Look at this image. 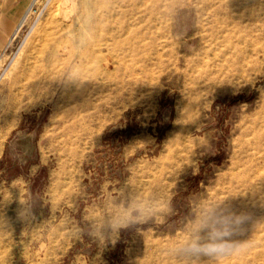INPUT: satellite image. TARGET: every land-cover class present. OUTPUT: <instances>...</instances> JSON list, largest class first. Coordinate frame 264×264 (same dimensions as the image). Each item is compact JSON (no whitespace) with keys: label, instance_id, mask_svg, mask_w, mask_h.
I'll use <instances>...</instances> for the list:
<instances>
[{"label":"rangeland","instance_id":"374dc122","mask_svg":"<svg viewBox=\"0 0 264 264\" xmlns=\"http://www.w3.org/2000/svg\"><path fill=\"white\" fill-rule=\"evenodd\" d=\"M26 11L0 48V264H264V0Z\"/></svg>","mask_w":264,"mask_h":264},{"label":"crops","instance_id":"0c3cea01","mask_svg":"<svg viewBox=\"0 0 264 264\" xmlns=\"http://www.w3.org/2000/svg\"><path fill=\"white\" fill-rule=\"evenodd\" d=\"M30 5V0H0V48L8 44L10 36Z\"/></svg>","mask_w":264,"mask_h":264},{"label":"bare ground","instance_id":"6f19581e","mask_svg":"<svg viewBox=\"0 0 264 264\" xmlns=\"http://www.w3.org/2000/svg\"><path fill=\"white\" fill-rule=\"evenodd\" d=\"M257 0H252V2H256ZM153 3H155V0H152V6H153ZM98 8V7H97ZM228 13H231L228 12ZM214 18H215V22H216V26L212 29V32L210 33L211 36H215L216 34H219L220 32H223L227 26L231 23H235L236 19H241L242 18V15L238 14L237 12H235L234 14H227V15H224V18L222 17H219L217 14H213ZM24 19V18H23ZM219 24V26L217 25ZM22 25V24H21ZM233 30V28L231 29Z\"/></svg>","mask_w":264,"mask_h":264},{"label":"built area","instance_id":"2783aa9c","mask_svg":"<svg viewBox=\"0 0 264 264\" xmlns=\"http://www.w3.org/2000/svg\"><path fill=\"white\" fill-rule=\"evenodd\" d=\"M46 5H47V0H32L31 4L29 5L26 11L24 18H26L30 14H35V16H39L44 11Z\"/></svg>","mask_w":264,"mask_h":264}]
</instances>
